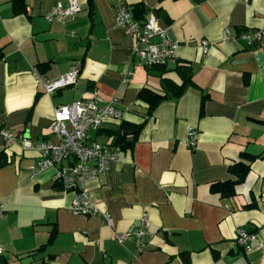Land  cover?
I'll return each instance as SVG.
<instances>
[{
	"label": "crops",
	"instance_id": "obj_1",
	"mask_svg": "<svg viewBox=\"0 0 264 264\" xmlns=\"http://www.w3.org/2000/svg\"><path fill=\"white\" fill-rule=\"evenodd\" d=\"M58 3L67 0H25L26 13L17 14L12 0H0V130L56 143L54 110L93 90L124 115L106 120L95 141L114 145L107 131L144 126L127 138L130 148L117 145L106 173L85 183L94 216L71 210L74 192L53 181L55 169L36 172V151L0 135V264H262L264 40L250 48L223 37L264 29V0H79L74 18L49 21ZM136 5L145 11L141 22L153 16L178 44L167 66H142L135 37L117 26V9ZM202 40L211 43L206 55ZM77 64L74 86L45 93V82ZM177 67L189 68L195 86L149 115L141 91L160 92L163 79L182 86ZM189 131L198 134L194 147ZM243 154L261 157L235 196L213 193L212 184L235 180L229 169L247 163ZM143 216L150 226L139 246L133 232ZM239 229L256 233L262 246L245 250ZM122 234L130 237L119 241Z\"/></svg>",
	"mask_w": 264,
	"mask_h": 264
},
{
	"label": "built area",
	"instance_id": "obj_2",
	"mask_svg": "<svg viewBox=\"0 0 264 264\" xmlns=\"http://www.w3.org/2000/svg\"><path fill=\"white\" fill-rule=\"evenodd\" d=\"M81 11L79 0H67V5L56 4L48 17L49 21L57 19L64 21L74 18ZM118 27L126 30L136 39L133 55L140 59L145 68L164 67L175 59L176 50L179 47L173 42L167 30L159 27L153 16L141 22L134 18L130 8L120 6L115 15ZM264 29L233 34L230 30L224 33L223 41L228 43L244 42L250 48H256L263 44ZM206 55L211 43L202 40L198 44ZM81 67L74 66L70 72L53 81L43 84L45 93L53 95L59 90L74 86L79 78ZM131 74V73H130ZM129 74V75H130ZM122 121L123 113L117 108V101L112 99L104 104L96 90L85 93L82 99L63 105L54 110L53 122L50 133L56 137V143L46 141L33 142L24 135H15L4 128L0 130L6 145L21 141L25 151H36L40 161L35 167L36 172L47 169H55L53 181L61 185L65 192H74L71 210L82 216H94L99 213L96 204L89 197L85 183L106 173L109 166L116 162L120 156L119 146L113 145L112 141L100 143L93 139L106 120ZM198 139L195 131H189V145L194 147ZM105 223L113 226L114 221L110 213L104 215ZM150 222L147 216H143L140 226L133 232L141 244V237L149 228ZM122 241L130 235L116 236ZM237 244L245 250L252 247H261L262 243L256 233H249L245 229L237 231ZM0 244V255L3 254ZM264 264V258L262 259Z\"/></svg>",
	"mask_w": 264,
	"mask_h": 264
},
{
	"label": "trees",
	"instance_id": "obj_3",
	"mask_svg": "<svg viewBox=\"0 0 264 264\" xmlns=\"http://www.w3.org/2000/svg\"><path fill=\"white\" fill-rule=\"evenodd\" d=\"M15 11L17 14L26 13V4L25 0H12ZM133 16L136 20L141 21L144 15V9L140 5H136L132 8ZM177 73L182 77L183 84L182 86H176L169 80L163 79L161 81L162 89L160 92H154L149 89H143L139 95V100L148 106V114L152 115V113L161 105L163 102L167 100H175L180 98L187 87H194V83L189 74V68L177 67ZM144 124L141 125H129V124H121L116 130L107 131V135L114 138V145L122 144L124 149L130 148L132 145L128 142L126 134L127 133H138ZM261 156L253 157L247 154H243V159L247 161V163H239L230 167L229 172L235 177L233 181H227L224 183L218 182L214 183L211 186V191L215 194H220L224 198H230L235 196V189L237 186L243 184L247 178V175L250 172L251 164L259 159ZM0 165H4V163H0ZM55 232L51 234V238L49 241L53 240L55 236Z\"/></svg>",
	"mask_w": 264,
	"mask_h": 264
},
{
	"label": "water",
	"instance_id": "obj_4",
	"mask_svg": "<svg viewBox=\"0 0 264 264\" xmlns=\"http://www.w3.org/2000/svg\"><path fill=\"white\" fill-rule=\"evenodd\" d=\"M135 135V132L133 133H128L126 134V137L130 140V141H133V136Z\"/></svg>",
	"mask_w": 264,
	"mask_h": 264
}]
</instances>
